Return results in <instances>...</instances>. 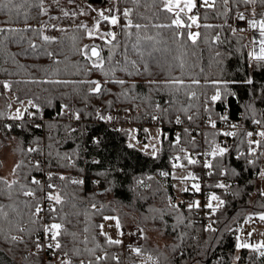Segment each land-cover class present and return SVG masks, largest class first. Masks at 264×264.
<instances>
[{
	"label": "trees",
	"instance_id": "1",
	"mask_svg": "<svg viewBox=\"0 0 264 264\" xmlns=\"http://www.w3.org/2000/svg\"><path fill=\"white\" fill-rule=\"evenodd\" d=\"M65 2L68 1L12 0L8 4L4 0L7 7L0 6V29H3L0 31V178H4L1 176L4 150H9L21 165L12 174L18 183L13 185L10 196L0 185L3 188L0 194L3 206L0 210V229H3L0 231V264H43L41 254L33 251V241L41 226L38 222L31 223L36 220L32 213L42 191L31 180L44 169L52 174L51 181L58 184L56 192L64 201L54 204L58 210L54 222L62 223L66 230L59 238L63 248L57 253L71 264L81 261L88 264L90 260L94 264H121L113 257L121 252L122 244L110 245L108 236L118 238L110 233L101 234L102 231L106 233L108 222L104 216L118 218L120 228L117 229L121 232L134 233L132 229L136 228L132 237H136L135 248L139 247L144 257L142 264H234L240 229L249 216L264 213V195L255 194L264 164V144L258 148L255 144L249 145L250 137L243 135L247 132L244 130H234L239 134L229 137L213 135L225 131L212 128L194 143L184 130L177 144L174 130L177 116L191 127L208 121L209 115L220 127L228 122L253 126L255 120L264 121V68L253 71L249 67L257 63L248 55L252 50L250 35L232 31L236 13L251 15L255 9L256 16H260L264 5L245 4L243 0H228L225 5L223 0H216L212 9L203 7L202 0H197L196 8L188 13L197 15L201 25L198 28L200 37L193 45L186 35L193 25L191 29H181L185 35L178 41L173 35L178 31L174 27H155L171 24L175 18L163 10L161 0H138V3L119 0L116 7L121 11L131 9L129 19L142 27L122 30L117 26L116 40L108 45L97 37L90 38L86 29L78 27L83 24L78 19H71L68 24L59 21L54 11ZM85 2L90 9L113 7L109 0ZM181 18L190 23L183 13ZM121 23L126 24V21L122 19ZM108 29L111 30L106 26L100 31ZM44 36L51 39L45 41ZM217 36L218 41L215 40ZM85 45L99 46L104 60L103 71L93 67L96 58L85 57L83 51L90 55ZM174 57L184 60L183 69ZM132 61L136 62L135 67ZM245 76L254 83H229L228 92L234 95L211 102L216 87L223 95L224 85L213 86L210 81H240ZM175 77L184 79L186 86L191 85L193 78L201 83L179 92L173 86H164L165 81ZM117 80L125 83L120 85L115 83ZM149 80L157 83L148 85ZM89 81H98L101 92H90L94 85ZM5 82L9 88L4 87ZM190 91L196 92L195 98L189 99ZM24 103L27 106L22 119H11L12 107ZM248 104L254 112L246 107ZM63 105L67 108H62ZM115 106L132 110L139 133L145 137L144 143L148 137L144 125L154 120V116L161 121L157 155L151 156L136 146L128 147L131 127L114 130L96 122ZM184 108L189 109L187 113L182 111ZM73 113L80 115L79 120L75 118L74 125L67 118ZM188 115H192L193 120L189 121ZM222 115L228 120H221ZM28 116L34 121H28ZM43 118L51 120L39 128L33 126ZM5 125H12L11 130ZM215 144L226 146L229 151L212 160L211 175H203L200 163L188 164L184 159L186 154L196 159L199 153L210 152ZM31 146L36 151L29 152ZM250 147L256 148L254 156L249 154ZM181 148L186 152H181ZM250 160L254 163H248ZM37 162L39 168L35 166ZM174 164L184 166L173 167ZM162 172L169 175L163 176ZM174 172L192 173L197 177L194 182L200 184V191L192 188L193 179L189 174L173 178ZM60 176L66 179L60 180ZM74 179H83L85 183L73 184ZM217 184L226 187H216ZM185 188L188 191H183ZM28 189L36 192L33 200L23 195ZM203 193L208 197L215 194L224 201L215 212L209 208L208 221L215 231L204 230L199 222L201 204L189 210L190 202L181 197L192 194L198 199ZM212 204L215 208L214 201ZM113 221L116 226V220ZM100 224L104 225L103 230L98 227ZM21 228L25 231L21 232ZM13 235L22 237L23 242L11 241ZM90 249H94V253ZM105 255L107 259L95 260L96 256ZM238 257L236 264H264V256L251 248H242Z\"/></svg>",
	"mask_w": 264,
	"mask_h": 264
},
{
	"label": "snow or ice",
	"instance_id": "2",
	"mask_svg": "<svg viewBox=\"0 0 264 264\" xmlns=\"http://www.w3.org/2000/svg\"><path fill=\"white\" fill-rule=\"evenodd\" d=\"M8 4L12 3V0H7ZM70 3H75V0H69ZM119 2V0H109V3H112L113 4V7H110V8H107V9H93V11H97L98 12V16H99V20L96 21L95 25L91 28H89L87 25H79L78 27H81V28H84L87 30V35L92 38V37H95L97 35V33H99V38L101 40H104V42L108 45H112L113 44V41L116 40V33L114 31H106V32H103V33H100L99 32V25H100V21H108L109 24L113 27L115 26H120L122 30H125V29H132V28H136V29H140L142 26L141 24L139 23H136V24H133L132 20L129 19V17L132 15V10L131 9H128V8H125L123 9L122 11L116 7V4ZM161 2L163 3V10L168 12V13H171L174 15V19L171 20V24H159V25H155V27H161V28H171V27H174L175 29L177 30H180V29H184V28H188V29H191L192 25H196L198 28L201 27V25L198 23V19L199 17L197 15H188V13H191L192 10L194 8H196V0H161ZM133 3H138V0H133ZM223 3L225 5H227L228 3V0H223ZM243 3L245 4H250V5H255L257 3H260L261 5H264V0H243ZM0 6L2 7H7V4L4 3V0H0ZM202 6L205 7V8H212L214 9L215 6H216V0H202ZM89 7H91V5H89ZM187 10V11H186ZM105 11H107L109 13V15H105ZM116 13H120V15H117ZM184 14L186 17H187V20L190 21V23H186L184 19L181 18V14ZM65 15H68L67 12L64 13ZM81 14H84L83 12ZM257 15L255 9L252 10V13H251V17H255ZM261 16V19H254V18H251V17H246L244 13H239L238 17H237V20L238 21H245L246 22V25H247V28L249 29H255V30H258L259 32V39H253L251 41V43L253 45H258L259 47V51H256V48L254 47L253 50L251 52H249V57L251 60L257 62L256 64H252V65H249V67H251L253 69V71H255L257 68H264V12H261L259 14ZM124 20L126 21V24H122L121 23V20ZM203 27H212V25H203ZM0 31H3V29H0ZM232 31L235 33L237 31H245V28L243 27H237V28H233ZM129 35H131V33L129 32L128 33ZM174 38L178 41L180 37L184 36L185 33L183 31H177L175 32L174 34ZM187 35V39L190 40L192 42L193 45H195L197 43V40L199 39L200 37V33L199 32H192V31H188L186 33ZM43 39L45 41L51 39L50 37L48 36H44ZM139 39V38H138ZM147 39L149 40H152L153 37H147ZM215 40H219V36L215 37ZM85 49H88L90 51V55H89V52L88 51H83V54L85 55V57L89 60H92L93 57L96 58L95 61H93V67L95 68H99L101 71H103V65H104V60L103 58L100 56V51L98 50L99 49V46L98 45H92V46H88V45H85ZM49 55H51V53H49ZM149 55H151V53H149ZM141 56H143V53H141ZM109 59H111V57H109ZM174 59H177L179 60V67L181 69H183L185 67V62L183 59H181L180 57H174ZM132 64H133V67H135L136 65V62L135 61H132ZM125 71H127L126 69H124ZM145 71H147V66H145ZM201 71H203V69H201ZM136 74H139V70H137ZM104 75H108L107 72H104ZM128 75H133L132 72H128ZM64 83H68L67 81H65ZM88 83H91L92 85H94V87H92L90 89V92L92 93H100L101 92V84L98 82V81H89ZM115 83H118L120 85H123L125 83L124 80H117L115 81ZM148 85H155L157 82L154 81V80H149L148 82ZM200 80L199 79H191V85H200ZM210 83L213 85V86H218V85H221L223 84L224 85V92H223V95L221 93V90L219 87H216V91L215 93L210 97V100L212 103H215L216 101H219V100H222L224 97H226L227 95H234V93H229L228 92V89H227V85L229 83H232V84H237V83H241V84H247V85H252L254 83V81L248 77V76H245V78L243 80H240V81H237V80H233V81H220V80H212L210 81ZM191 85H185V81L184 79L180 78V77H175V78H171L167 81L164 82V86L165 87H168V86H173L175 91L179 92L182 88H185V87H191ZM4 87L5 88H9L10 85L5 82L4 83ZM134 87V86H133ZM189 95V99H192V98H195L196 97V92L195 91H190L188 93ZM29 103L31 104V101H29ZM110 103V102H109ZM33 107H38L36 105H33ZM160 106L157 105V108H159ZM189 107H192L191 105H189ZM248 109L252 110L253 112L255 111L254 109H252V106L251 104H248L246 106ZM62 108H67V105H63ZM188 108H184L182 109V111H184L185 113L188 112ZM205 111H208L207 108H205ZM30 115H32L30 113ZM75 118L77 120L80 119V115L79 113H76L75 114ZM188 120L191 121L193 120V116L192 115H188ZM221 120L223 121H227L228 120V117L227 116H220L219 117ZM11 119H22V115L20 113L19 110H17V113L14 117H11ZM100 119L101 120H104V119H107V120H111L112 117L111 116H108V117H104V116H100ZM153 119H157V117H153ZM176 123H181V120L179 118V116L176 117ZM208 123L210 124V126L215 129L216 128V121L213 120L211 118V115H209L208 117ZM254 123L258 124V125H264V121H261V120H255ZM37 128L41 127V125L37 124L35 125ZM231 128H238L239 126L236 125V124H231L229 125ZM5 128L11 130L12 128V125H5ZM147 131V130H145ZM188 129H185V132H187ZM216 134H222L224 136H229V137H234V136H237L239 133L237 132H234V131H225L223 133H214L213 135H216ZM243 135L245 137H252L253 136V132L251 131H247V132H244ZM257 135H259L262 139L261 140H252V139H249L248 140V144L249 145H253L255 144L256 147H261L262 144H264V131H259L257 133ZM166 138V137H165ZM180 141V137L177 136L176 137V143L178 144ZM194 143V139L193 141H191ZM243 142V141H241ZM213 143H215L213 141ZM128 147H133V145L129 144ZM146 148L148 147L147 145L145 146ZM154 147V146H153ZM29 152H32V151H36V149L34 148H29L28 149ZM181 152H186L185 149L181 148L180 149ZM229 151V149L224 146H220L219 144H215V146L212 148V150L210 152H207L205 153V155H209L211 156L213 159H216L217 157H223L227 152ZM249 154L250 155H255L256 154V148H251L249 149ZM153 155H155V151L153 152ZM241 156H243V153H240ZM239 158V157H238ZM177 160L180 159V157H176ZM185 160H187V163L188 164H197L199 163L198 160L192 158L190 155H185L184 157ZM96 163H99V161H96ZM248 163L252 164L254 163V161L250 160L248 161ZM37 168H39V162L36 163L35 165ZM183 167L184 165H176L174 164L173 167ZM205 168L207 169H211L213 167V164L210 160H206L204 162V165H203ZM21 165L20 164H17L15 166V168H13V174H15L16 172V169L17 168H20ZM212 173H208V175H211ZM161 175L163 176H167L169 175V173L167 172H162ZM260 176L261 177H264V171H261L260 172ZM189 177H191L193 180L197 179V177L193 176L192 173H189ZM60 180H65L66 177L64 176H60L59 177ZM184 179H187L184 178ZM52 180V174L49 173L48 174V181H51ZM18 183V181L16 180H12L11 182H9L7 179H4V178H0V185L3 186V188H6L8 190V194L9 196L11 195V190L13 188V185H16ZM31 183L32 184H35L38 186L39 190L43 191V185H41V181L36 179L35 177L32 178L31 180ZM71 183L73 184H78V185H83L85 183V181L83 179L81 180H72ZM55 185L52 184V183H47V188L48 189H55ZM216 187H220V188H224L226 187L224 184H217ZM3 188H0V194H3ZM21 188H24V185H21ZM192 188L199 192L200 191V184L199 183H194L192 185ZM183 191H188L187 188L183 189ZM23 195L25 196H29V197H35L36 196V192L32 189H28L26 191L23 192ZM260 195H264V192H261ZM45 198L49 201H54V204L55 205H60L62 204L64 201H63V198L61 196V194L59 192H47L46 195H45ZM213 201H218V204L216 205V207L214 208L213 207V204L212 202ZM224 204V201L223 200H220L219 197H217L215 194H212L208 197V203L206 205V207L210 208L213 210V212L216 211V208H219L220 206H222ZM2 205H0V210H2ZM93 207L95 208L96 205L94 204ZM173 208H176L177 206L176 205H172ZM200 207V202L199 201H193L191 203L188 204V208L189 210H191L192 208H199ZM264 207V206H262ZM44 211V209L38 204L32 215L37 217V218H40V213ZM48 212L50 213H57L58 210L55 206H51L48 208ZM4 216H7V213H2ZM53 219H55V217H53ZM104 220H116V227L119 229L120 228V221L118 218L116 217H110V216H104L103 217ZM178 219H182L181 217H178ZM252 217L250 216L249 217V220H251ZM259 219L261 221H264V213H261L259 215ZM37 221L36 220H31V223H36ZM98 227L103 230L104 228V225L103 224H100L98 225ZM42 230H43V233H44V236H45V239L48 240L49 242L47 244H41L39 238H37L35 241H33L36 249L40 250L44 247H47L48 249H62L63 248V245L60 241V237L62 235V233L64 231H66L64 229V225L62 223H50V224H44L42 226ZM207 230H210V231H215V229H212L211 225L208 226V229ZM0 231H3V229H0ZM21 232L25 231V229L21 228L20 229ZM85 231H87V229H85ZM142 231V230H141ZM102 235H105L107 236V233H104L103 231L101 232ZM120 236H124L125 233L123 232H120L119 233ZM135 233H130V235H134ZM73 236H75V234L73 233L72 234ZM250 235V234H249ZM240 240V237H237V241ZM11 241L13 242H16V241H20V242H23V238L22 237H18V236H11ZM107 243L110 244V245H120L123 243L122 240L120 239H113L112 237L108 236L107 237ZM128 247H132L131 245H129ZM236 248L237 249H242V248H251L253 251H256V252H259V254L261 256H264V251H261V249H264V242L260 243V244H249L247 242H238L236 244ZM90 252H93L94 253V249H90L89 250ZM132 251L136 253V255H140L141 254V249L139 247H136V248H132ZM77 254L78 251H77ZM65 255H67V253H65ZM104 259H107V255L105 256H96L95 257V260L97 262L101 261V260H104ZM113 259H118L117 257H113ZM149 259H151V257H149ZM236 259H239V257H237ZM60 264H71V261L70 260H61ZM80 264H84L83 261L80 262ZM88 264H94L93 261H89Z\"/></svg>",
	"mask_w": 264,
	"mask_h": 264
},
{
	"label": "built area",
	"instance_id": "3",
	"mask_svg": "<svg viewBox=\"0 0 264 264\" xmlns=\"http://www.w3.org/2000/svg\"><path fill=\"white\" fill-rule=\"evenodd\" d=\"M77 2H81V0H76ZM83 3L85 5H87V3L85 2V0H82ZM239 13H244L246 17H251V15L247 14L246 12H238L233 16V24H234V28L237 27H243L245 28V31H237V33H246L250 35L251 41L255 38V39H259V32L258 30L255 29H249L247 28L246 22L245 21H238L237 17L239 15ZM254 19H261V16H255V17H251ZM117 28V26H116ZM116 28H112L111 31H117ZM178 31H181L178 30ZM256 48V51H259V47L258 45H253L251 43V48L253 50V48ZM111 116L112 119L111 120H101L100 117L97 118L98 123H103L106 124L110 127H112L114 130H123L125 128H129V127H133V128H138V126L136 125V123L134 122V117H133V112L130 109H123L120 106H115L112 109L108 110L106 112V114L104 115V117H108ZM68 121L73 122L74 125V121H75V113L73 114H68L67 116ZM27 120L30 122H33L34 119L31 116L27 117ZM49 120L51 119H47V118H43L41 123H37L41 126H43L44 124H46ZM57 120V117H55L53 119V121L55 122ZM181 123H177V125L175 126V136H179L181 138V134L182 131H184L185 129H188V133L191 136V139L193 140H198L207 129L212 128L210 126V124L208 123L207 120H203V122H201V124H199L198 126H186L183 122L182 119ZM34 124L33 126L36 127ZM75 125H80V123H75ZM230 122H228L225 126H218L216 124V128L218 130H222V131H234V130H244V131H251L253 132V136L250 137V139L252 140H260L262 139L259 135H257V133L259 131H264V125H258L255 124L253 126H239L238 128H231L230 126ZM148 128H156V129H160L162 128V124L161 121L159 119L156 120H148L147 124L144 125V129L147 130ZM213 129V128H212ZM145 139V137H143V135H139L138 140L140 142H143ZM30 148H34L33 146H31ZM206 152H201L198 155H196V160L199 161V163L202 165V169H203V175H206L209 173V169L205 168L204 162L206 160H210L212 162L213 158L209 155H205ZM31 162L34 161V158L30 159ZM95 162V159L92 160V163ZM176 162V161H175ZM178 163V162H176ZM36 179L41 181V185H43V191L40 193V195L38 196V204L44 209V211H42L40 213V218H36L37 222L40 224L41 226V231L36 235L35 240L37 238H39L41 244H47L49 241L45 239L43 230H42V226L44 224H50L54 222L53 217H55V213H50L48 212V208L51 206H54V201H49L45 198V195L47 192H53L55 193L57 191L58 188V184H55L52 181H48V173L45 171V169L43 170V173L38 174L35 176ZM47 183H52L54 184L56 187L55 189H48L47 188ZM182 199L188 201V202H193L198 200L202 206V209L199 212V222H201V224L203 225V229L207 230L208 226L210 225V222L208 221V217L210 215V211L209 208L206 207L207 203H208V196L205 195V193H203L201 196H199L198 199H196V197H194L192 194L189 195H181ZM30 200H33L35 197H29ZM37 204V205H38ZM109 233L113 236H116L118 239L122 240V250L121 252L116 254V257L118 259H116L119 263L121 264H142L144 262V257L140 254V255H136L135 252L132 251V248H135V240L132 237V235H130L128 232H123L125 233L124 236H120V234L117 235L116 230L112 227H109ZM129 245H131L132 247H128ZM33 251H36L38 253L41 254L42 259H43V264H60L61 260H66L65 256L59 255L57 253V249H48L47 247H44L40 250L36 249V247L33 249Z\"/></svg>",
	"mask_w": 264,
	"mask_h": 264
},
{
	"label": "rangeland",
	"instance_id": "4",
	"mask_svg": "<svg viewBox=\"0 0 264 264\" xmlns=\"http://www.w3.org/2000/svg\"><path fill=\"white\" fill-rule=\"evenodd\" d=\"M68 2L63 3V5L56 7L57 9H55V13L57 14L58 20L62 21L64 23H69L71 19H75V20H79L80 22H83L84 25H87L89 28L93 27L96 23L97 20H99V16H98V12L97 11H93V9H101L103 10L104 8H88L87 5H85L83 3V1L81 0V2H77L75 0V3H70L69 0H66ZM197 3V0H196ZM187 11V10H186ZM67 12L68 15H65L64 13ZM84 14H81V13ZM117 15H119L118 13H116ZM105 15H109V13L107 11H105ZM104 23H106L107 28H114L113 26H111L109 24L108 21H100V25H99V32L103 33L100 30H105L106 26L104 25ZM108 23V24H107ZM116 28V26H115ZM109 30V29H108ZM117 30V28H116ZM192 32H198V27L196 25H193L192 27ZM97 38H99V33H97V35L95 36ZM100 39V38H99ZM252 51V50H251ZM27 106L26 103L24 104H19V105H14L12 107L11 110V117H14L17 113V110L20 111L22 117L25 113V107ZM138 128H132L131 130V136H130V144L133 146L138 147L139 149H141L142 151H144L145 153L151 155V156H155L158 153L159 147H160V141H161V130L160 129H156V128H148L147 129V133H148V141L144 142H140L138 140ZM144 137V136H143ZM148 146L147 148L145 146ZM154 146V147H153ZM155 151V155H153V152ZM9 150H4L2 153V161H3V168L1 170V176L4 177L5 179H7L9 182H11L13 180V168L16 166L17 164V158L13 156V154ZM262 171H264V164L262 167ZM188 173V172H186ZM177 176H181L183 177V175H180L179 172H174L173 174V178L177 177ZM190 181L188 180V183ZM194 180L192 181V183L190 184H194ZM184 184H187V182H185ZM185 186V185H184ZM183 186V187H184ZM178 192H180L179 188L180 186L176 187ZM261 192H264V177H261L260 174L257 178V190L255 192V194H259ZM215 205L218 204V201H216L214 203ZM214 205V206H215ZM108 222H106L105 225V231L106 233L109 235V227H112L116 230L117 235L121 232L117 229V227L115 226V222L113 220H107ZM249 229H252V231L250 230V235L248 237L249 242L253 245L255 244H260L262 242H264V226H257V225H250L248 227ZM132 231L136 234L137 230L136 228H133ZM157 236V233H156ZM134 238L136 239V237L134 236ZM241 249H238L235 255V259H234V264H236L237 262V257L239 254V251ZM264 250V249H261Z\"/></svg>",
	"mask_w": 264,
	"mask_h": 264
},
{
	"label": "crops",
	"instance_id": "5",
	"mask_svg": "<svg viewBox=\"0 0 264 264\" xmlns=\"http://www.w3.org/2000/svg\"><path fill=\"white\" fill-rule=\"evenodd\" d=\"M131 130H132V128H131ZM140 131L138 130V138H139V135H140V133H139ZM147 141H148V137H147ZM12 155V154H11ZM185 174H189V173H184V174H182V175H185ZM216 201H214V203H215ZM250 217V216H249ZM249 217L246 219V221H245V223H244V225L242 226V228L240 229V231H239V234H238V237H240V240L238 241V242H247V243H249V244H251L250 242H249V239H248V237H249V234H250V230L252 231V229H249L248 227L250 226V225H257V226H264V221H261L260 219H259V215H251V217H252V219L251 220H249ZM261 251H264V250H261Z\"/></svg>",
	"mask_w": 264,
	"mask_h": 264
},
{
	"label": "water",
	"instance_id": "6",
	"mask_svg": "<svg viewBox=\"0 0 264 264\" xmlns=\"http://www.w3.org/2000/svg\"><path fill=\"white\" fill-rule=\"evenodd\" d=\"M99 50V49H98ZM93 58H95V57H93Z\"/></svg>",
	"mask_w": 264,
	"mask_h": 264
}]
</instances>
